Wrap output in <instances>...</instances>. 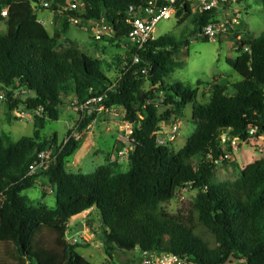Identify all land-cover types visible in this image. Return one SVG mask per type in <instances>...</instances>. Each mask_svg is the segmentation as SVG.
Returning <instances> with one entry per match:
<instances>
[{
  "label": "trees",
  "instance_id": "trees-1",
  "mask_svg": "<svg viewBox=\"0 0 264 264\" xmlns=\"http://www.w3.org/2000/svg\"><path fill=\"white\" fill-rule=\"evenodd\" d=\"M78 1L82 7L74 15L105 20L114 28V35L102 41L128 42L124 56L118 55L113 64L72 49L58 50L59 38L71 26L63 10L67 0H50L55 23L47 27L39 23L45 10L41 0H0V23L5 24L0 34V102L14 119H20L18 112L34 119L33 135L17 142L0 132V243L12 244L13 264H93L78 252V244L66 240L71 219L89 210L100 217L97 237L109 258L100 264H112L119 251L175 254L186 264H226L231 258L264 264V159L248 165L236 181L224 183L212 182L216 165L208 159L224 153L221 136L227 131L243 141L250 140L251 129L264 136V35L238 42L249 51L231 65L238 73L249 67V77L234 84V92L212 84L210 103L199 104V89L166 83L177 67L179 44L173 39L150 42L139 51L141 63L125 70L138 52L128 41L127 13L150 0ZM157 1L164 5V0ZM243 1L238 4L247 15ZM5 9L7 17L1 15ZM192 9L188 2L177 7V18L191 21L192 37L202 38L206 25L220 22L219 11L193 14ZM244 31L248 33L243 19L232 33L237 38ZM147 82L152 90H144ZM103 94L107 98L98 108L124 109L133 127L128 169L108 163L90 175L71 173L67 165L79 149L78 137L95 122L96 112L84 115L67 144L57 134L49 142L43 132L50 121L60 119L68 95L82 104ZM160 95L173 108L163 116L156 103ZM190 105L195 129L186 146L176 152L174 144L160 145L156 134L161 123L183 115ZM53 147L48 168L29 176L38 154ZM123 148L121 144L119 151ZM39 179L54 189L53 208L36 206L25 194ZM190 184L197 194L189 216L172 215L165 205ZM47 232L55 235L52 246L43 242Z\"/></svg>",
  "mask_w": 264,
  "mask_h": 264
},
{
  "label": "rangeland",
  "instance_id": "rangeland-1",
  "mask_svg": "<svg viewBox=\"0 0 264 264\" xmlns=\"http://www.w3.org/2000/svg\"><path fill=\"white\" fill-rule=\"evenodd\" d=\"M45 0H41L43 3ZM70 0H67V2ZM242 7L247 9L248 14L243 17L247 31L240 32L237 38L234 37L232 30L229 28L223 32L216 42L205 41L204 38L190 36L194 29L190 20H182L175 16L170 20L160 22L154 32L157 40L164 38L173 39L179 44V53L175 63L177 67L172 76L166 78V83L172 86H182L192 90L199 89V104L207 105L211 98V85L219 83L226 85L230 92H234L233 85L241 82L246 76H249L250 68H244L240 73L235 71L231 65L238 57L245 54L246 48L238 42H245L253 37L264 35V0H244ZM42 5V4H41ZM3 16V14L1 13ZM48 13L41 12V17H47ZM4 17V16H3ZM239 25H236V28ZM235 28V29H236ZM5 30V24L0 23V34ZM231 34V38H226ZM59 49H72L85 54L93 59L100 60L103 63L113 64L116 57L124 56L126 43L97 41L94 39L91 29L88 26H70L69 32L59 38ZM245 49V50H244ZM241 55V56H240ZM247 66V65H246ZM116 76L113 75V78ZM157 88V87H156ZM153 87L147 82L144 86L145 91L152 90ZM24 95L23 92L18 93ZM74 95H68L65 105L62 108V114L58 121H50L43 132L47 140L57 134L59 142H64L76 135L85 112L77 111L74 106ZM159 115L163 116L166 112H172V106L165 105V97L160 95L156 99ZM97 119L90 129L80 133L78 141L79 149L74 157L69 161L67 170L74 174H93L99 168L106 166L108 163H116L123 167L126 172L129 166V154L134 146L131 140L126 136L130 133V128L126 125V112L122 108H113L105 110L104 108H94ZM12 112L0 102V132L6 135L9 142H17L24 136H32L34 133V119L13 118ZM14 116L17 118L16 114ZM175 124H181L180 133L177 140L173 143V149L176 152L182 150L188 140L194 133L192 122V106H187L183 115H172L170 122L161 123L160 131H167ZM47 133V134H46ZM125 145L119 151L120 145ZM54 148V147H53ZM56 148H54L55 150ZM128 149V153H122ZM201 157L196 158L201 161ZM258 159H264V153L259 152L255 147V142L249 145H243L240 150L233 154L229 162H224L212 172V182L224 183L236 181L241 177L242 171L248 166L255 163ZM36 206H55V195L53 187L44 179H39L34 188L25 192ZM196 190L185 186L178 191L175 199L165 205V208L172 215L180 218H187L191 210L192 203L196 196ZM1 203V200H0ZM93 221L90 228V223ZM82 226V231L79 227ZM100 217L96 210H89L80 216L71 219L69 224V233L67 242L74 243L77 239L78 252L93 264L106 263L109 261L105 254L104 246L100 237L101 232ZM82 237H87L89 241ZM43 242L52 246L55 241V235L47 232L42 236ZM73 239V240H72ZM15 256L12 244L0 243V264H13ZM116 258L112 264H142L139 253H127L119 251L115 254ZM226 264H247L244 259L231 258Z\"/></svg>",
  "mask_w": 264,
  "mask_h": 264
},
{
  "label": "built area",
  "instance_id": "built-area-1",
  "mask_svg": "<svg viewBox=\"0 0 264 264\" xmlns=\"http://www.w3.org/2000/svg\"><path fill=\"white\" fill-rule=\"evenodd\" d=\"M192 3L193 14H204L213 11H219L220 22L210 23L202 29L201 37L207 39L210 42H216L221 34L227 31L229 28H236V25L241 24L243 17V11L239 7V0H164V5L158 6L157 0H150L144 7H132L128 11V24L131 25V31L129 35V43L137 47L138 52L134 55L131 65L125 63V70L131 69L141 63V56L139 51L142 50L150 42L157 41L154 37L156 26L164 21L170 20L174 16L177 18V7L180 4L182 7L186 3ZM45 7V12L48 13L47 17H39V23L45 27L52 26L55 23V12L50 11L51 2L50 0L42 3ZM82 4L78 0H70L67 5L63 7V10L68 15V21L72 26H88L91 29L92 35L95 40L102 41L105 38L112 37L114 35V28L108 25L105 20L94 21L85 20L74 15ZM4 17L8 16V9L2 12ZM249 51V48H246ZM144 75L148 73V69L144 68L141 71ZM116 85V84H115ZM107 98L106 94L92 97L85 103H78L74 101V106L77 111L85 112L88 115L94 113V108L100 105ZM103 108V107H100ZM20 119L31 118V114L17 113ZM126 125L130 128V134L126 137L131 140L133 137V127L131 124L126 122ZM92 124L88 127L90 129ZM181 124H175L167 131H158V143L163 146H170L173 144L180 133ZM251 138L248 141H243L239 137H231L229 131L225 132L221 136V144L224 147V153L218 158L214 159L209 156V160L213 161L216 166L222 165L224 162H229L233 158L235 151L240 150L243 145H249L251 142H255V147L259 150L260 154L264 153V136L257 137V130L251 129ZM71 138L65 141V144ZM228 148H231L233 152H229ZM128 149H125L122 153H128ZM54 149H49L47 152L39 153L33 164L30 166L29 176L35 175L39 170L48 168L49 162L53 159ZM191 187L192 184H190ZM84 240L89 241L87 237H82ZM73 240V239H72ZM80 241L74 240V243L69 242L71 245H77ZM142 264H186L183 259L175 254L162 253L157 254L155 252H141Z\"/></svg>",
  "mask_w": 264,
  "mask_h": 264
},
{
  "label": "crops",
  "instance_id": "crops-1",
  "mask_svg": "<svg viewBox=\"0 0 264 264\" xmlns=\"http://www.w3.org/2000/svg\"><path fill=\"white\" fill-rule=\"evenodd\" d=\"M226 38H231V34L227 35ZM246 77H249V76H246ZM261 159H258L257 161H259Z\"/></svg>",
  "mask_w": 264,
  "mask_h": 264
},
{
  "label": "water",
  "instance_id": "water-1",
  "mask_svg": "<svg viewBox=\"0 0 264 264\" xmlns=\"http://www.w3.org/2000/svg\"><path fill=\"white\" fill-rule=\"evenodd\" d=\"M79 230H80V231H82V230H83V229H82V226H80V227H79Z\"/></svg>",
  "mask_w": 264,
  "mask_h": 264
},
{
  "label": "clouds",
  "instance_id": "clouds-1",
  "mask_svg": "<svg viewBox=\"0 0 264 264\" xmlns=\"http://www.w3.org/2000/svg\"><path fill=\"white\" fill-rule=\"evenodd\" d=\"M69 233V232H68ZM68 235V234H67Z\"/></svg>",
  "mask_w": 264,
  "mask_h": 264
}]
</instances>
